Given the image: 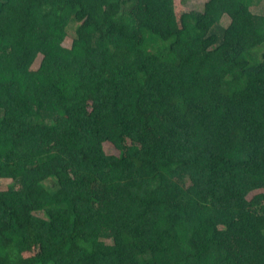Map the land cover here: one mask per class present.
I'll use <instances>...</instances> for the list:
<instances>
[{"label":"trees","instance_id":"obj_1","mask_svg":"<svg viewBox=\"0 0 264 264\" xmlns=\"http://www.w3.org/2000/svg\"><path fill=\"white\" fill-rule=\"evenodd\" d=\"M185 1L0 0V264H264V14Z\"/></svg>","mask_w":264,"mask_h":264},{"label":"rangeland","instance_id":"obj_2","mask_svg":"<svg viewBox=\"0 0 264 264\" xmlns=\"http://www.w3.org/2000/svg\"><path fill=\"white\" fill-rule=\"evenodd\" d=\"M205 1L206 0H186L184 7L186 10H202ZM252 9L256 15H263L264 14V0H255V3L252 6ZM227 21L228 20L226 19V17H223V23L226 24ZM72 38H73V29H70L69 35L64 40V45L70 46L72 42ZM40 60H41V56H38L33 67H37L39 65ZM105 149L107 152L113 153V149H111V147L106 146ZM8 183H9L8 179H2L0 183L1 188H6L7 187L6 185Z\"/></svg>","mask_w":264,"mask_h":264}]
</instances>
